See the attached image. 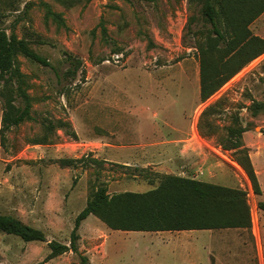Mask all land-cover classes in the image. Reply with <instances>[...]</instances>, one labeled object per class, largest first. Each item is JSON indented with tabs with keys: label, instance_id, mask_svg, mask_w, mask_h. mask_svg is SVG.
<instances>
[{
	"label": "rangeland",
	"instance_id": "rangeland-1",
	"mask_svg": "<svg viewBox=\"0 0 264 264\" xmlns=\"http://www.w3.org/2000/svg\"><path fill=\"white\" fill-rule=\"evenodd\" d=\"M44 3L62 14L64 25L46 16ZM0 28L26 39L50 63L18 55L32 98L31 119L3 134L0 98V213L39 228L47 239L24 241L0 231V264H79L72 251L47 259L48 243L69 244L75 218L91 194L101 185L110 195L147 191L165 174L152 166L106 161L98 156L103 143L169 138L185 139L200 151L195 171L185 175L247 192L252 227L126 231L111 229L91 214L79 227L81 253L91 264H260L264 210L257 203L264 201V110L254 115L248 106L253 100L264 102V53L202 102L198 45L211 25L200 3L4 0ZM250 29L264 39V12ZM69 53L82 61L74 78L65 77ZM209 105L213 108L204 114ZM200 123L209 135L201 134ZM239 126L247 129L241 139L261 194L254 193L234 160L235 150L223 148L231 144L227 129ZM62 158L81 161L62 166ZM189 239L193 249L175 246Z\"/></svg>",
	"mask_w": 264,
	"mask_h": 264
},
{
	"label": "trees",
	"instance_id": "trees-1",
	"mask_svg": "<svg viewBox=\"0 0 264 264\" xmlns=\"http://www.w3.org/2000/svg\"><path fill=\"white\" fill-rule=\"evenodd\" d=\"M189 1L201 4L202 17L211 25L210 34L198 45L201 63L200 98L205 102L244 66L264 53V39L253 34L250 29V24L264 12V0ZM44 5L46 16L58 25H64L62 14L54 11L47 3ZM18 55L44 66L50 65L48 59L31 48L26 39L0 28V98L4 106L2 134L11 126L31 119L32 98ZM67 60L70 65L65 77L74 78L82 61L70 53L67 54ZM212 108L213 105H209L204 114ZM248 109L257 115L264 110V102L253 100ZM199 128L202 135H209L203 131L202 123ZM227 130V136L232 138L231 144L223 143V148L235 150L234 160L246 172L254 193L261 194L254 164L241 139L247 129L239 126ZM90 160L102 162L96 158ZM78 161L81 159H59L62 166H73ZM257 205L264 210V201H258ZM91 214L99 217L111 229L126 231L252 227L247 192L241 188L188 176L162 174L157 186L143 192L123 191L110 195L106 186H99L75 218L69 244L51 240L46 258L52 259L72 251L78 255L79 264H91L88 256L82 254L79 248V227ZM0 231L19 236L24 241L47 240L42 230L10 214L0 213Z\"/></svg>",
	"mask_w": 264,
	"mask_h": 264
},
{
	"label": "crops",
	"instance_id": "crops-1",
	"mask_svg": "<svg viewBox=\"0 0 264 264\" xmlns=\"http://www.w3.org/2000/svg\"><path fill=\"white\" fill-rule=\"evenodd\" d=\"M172 115L174 116V114ZM182 129L185 131V127ZM186 142L188 141H185V139L169 138L163 140H132V143H124L114 139L103 143L105 147L99 149L98 156H101L106 161L136 167L152 166L161 173L178 175V172H181L184 176H187L185 174L188 170L195 171L198 166L196 157L200 151ZM188 177L198 178L197 176H193V174ZM253 227L259 229L257 223H254ZM191 241L189 239L185 244L178 241L175 246L178 249H193ZM169 247L170 249H174L172 248L174 247L173 245ZM257 247L261 257L260 264H264V245H262V241L259 240Z\"/></svg>",
	"mask_w": 264,
	"mask_h": 264
}]
</instances>
